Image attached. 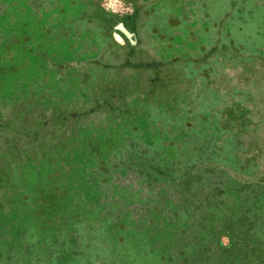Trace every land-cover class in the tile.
Wrapping results in <instances>:
<instances>
[{"label":"rangeland","instance_id":"1","mask_svg":"<svg viewBox=\"0 0 264 264\" xmlns=\"http://www.w3.org/2000/svg\"><path fill=\"white\" fill-rule=\"evenodd\" d=\"M85 11H90V17L81 19ZM118 24H125L130 38L115 28ZM127 43L132 45V55ZM260 54H264V0H0V105L22 99L27 106L78 107L111 91V105L119 108L114 116L93 115L87 125L79 124L87 128H77L71 137L60 128L56 134L62 143L43 140L42 145L52 150L44 160L54 162L58 170L45 161L15 167L21 186L14 207L0 212V262L80 264L84 255L92 262L96 255L106 258L103 249L119 246L138 257L145 251L144 233L139 223L126 218L125 204L131 198L138 201L131 191L138 193L139 187L127 188V176L120 175L125 170H115L113 163L120 161L119 154L132 139L165 143L169 160H207L210 152L197 145L205 136L193 128L207 129L206 115L211 111L220 127L211 135L213 140L218 144L233 140L238 153L251 162L238 169L264 176V80L257 78L264 59ZM140 60L162 63L161 70L159 64L140 70L145 78L154 71L161 75L142 89L144 77L135 87L128 78L129 67ZM121 62L117 74L124 91L117 94L118 81L108 80ZM56 64H65L66 70L56 71ZM96 88L101 94H94ZM165 100L174 104H156ZM3 110L0 145L16 144L17 149L5 150L0 159L16 162L18 156L30 154V141L23 135L14 141V132L23 125ZM230 111L244 117L227 126L220 118ZM159 122L169 125L167 134ZM218 144L219 152L211 157L221 161L228 155L226 162L232 165L231 146ZM113 171L119 174L114 176ZM230 174L228 191L239 201L237 190L252 177ZM53 185L60 193L52 207L37 209L38 193H47ZM153 188L146 189L144 196L157 204L160 189ZM259 198V232L264 240V193ZM74 218L87 219L83 222L94 226L91 220L100 221L103 228L78 237L77 229L68 223ZM222 241L227 243L226 236Z\"/></svg>","mask_w":264,"mask_h":264},{"label":"trees","instance_id":"2","mask_svg":"<svg viewBox=\"0 0 264 264\" xmlns=\"http://www.w3.org/2000/svg\"><path fill=\"white\" fill-rule=\"evenodd\" d=\"M32 3H30L31 7H33ZM99 10L105 12L101 8ZM89 12H83L80 18H89ZM126 46V50L129 48L127 50L129 55H132V45L127 43ZM259 56L264 59V54ZM130 61L128 60L129 63H132ZM121 64L122 62L116 66V70L122 68ZM163 64L166 66L168 63ZM157 65L158 68L162 67L161 62L157 63L153 60H140L131 64L129 67L131 72L128 75V78L133 79L130 83L131 86H137L138 81L143 79L144 76L139 73L140 70L146 72L155 69ZM260 69L263 72L260 75L257 74V78L264 80V66ZM64 70H66L65 64H56V71ZM118 70L112 74L113 78L108 80V82L118 81L119 86L117 85V90H115L117 94L124 91V87L120 86L121 78L119 73L117 74ZM159 70L161 69L159 68ZM157 74L154 71L146 78L144 77V82L140 83L141 89L149 83L155 82L153 77L160 76L159 78H161L160 73ZM84 78L87 79V76ZM93 92L96 95L101 94L98 88ZM148 94L146 97L149 100ZM185 96L187 97L188 94ZM112 98H114L112 92L109 91V94L102 95L100 98L96 96L92 100L86 101L84 106H70L72 108H63V105L44 108L42 104L27 106L26 101L24 102L22 99L0 105V118L4 114L3 109H7L9 119L16 120V123L19 122L20 125H23L21 129H17L19 132H14V141L20 139L19 135H23L26 140L30 141L31 146H29L30 154L18 156L16 162H9L6 158L0 159V212L10 211L17 203L15 195L19 193L21 183L15 175L17 171L15 167L20 163L23 166L45 161V157L49 156L52 150L45 148L42 142L50 139L54 143H62L63 141L59 140V137L57 139L59 133L56 134L60 128L64 127L65 137H71L77 128H87L79 124L87 125V122L92 121L91 118L95 114L106 113L112 116L118 114V106L111 105ZM156 104L163 106L174 103L171 100H165L160 103L156 102ZM213 113L211 111L206 115V121H209L207 129L193 128V131L196 130L198 134L205 136L197 141V145L204 146L211 155L219 152L218 146H216L219 142L213 140V136H211L220 129L219 120L216 119V114L212 115ZM222 114L221 122L227 126L232 125L229 123L230 121L244 117V115L239 116L231 111ZM3 124L0 120V125ZM159 124L160 130L167 134L166 127L169 125L160 122ZM224 144L232 148L229 150V157L233 159L232 165L235 167L226 162L228 155H225V159L223 157L221 161H218L219 157L215 160L211 155L207 157V160L199 157L191 163L173 161L169 160V156L164 153L166 144L163 142L156 144L154 140L148 142L140 139L130 140L124 151L119 154L120 161L113 163L112 168L116 170L122 167V170H125V173L120 175L127 176V188L136 185L139 187L138 193L131 191L138 201L136 202L132 198L131 201H127L125 212L128 221L140 224V230L144 233L141 243H143L145 251L137 257L126 248L107 247L103 249L106 252H101V255L105 253L106 258L100 259L96 255L92 262H89L84 255L80 264H142V262L143 264H264V240L259 232L262 222L258 217L260 214L258 206L261 204L259 196L264 193V176L256 177L257 171L242 172L240 166L242 164L251 165L248 164L250 159L247 155L238 153L233 140L227 139V142L218 145L224 146ZM4 145H0V156L5 154V150L17 149L14 147L16 144H8L9 148H4ZM46 163L51 167H57L54 162L49 164L47 161ZM178 165H180L179 168H182L180 173L177 171ZM256 166H258V161L255 162L254 168ZM239 167L240 169H238ZM56 170L58 169L56 168ZM231 172L234 175L244 174L252 177L251 182L243 181L240 186L241 190H237L239 201L232 198L228 191L229 185L227 184L230 182L228 179ZM116 173L113 171L112 175L119 174ZM150 186H153L154 190L160 189L157 192L159 199L157 204H153L151 198L144 196V191ZM59 193L60 189L54 185L47 193L39 192L36 208L39 209L42 205L52 207L51 202L57 198ZM68 221L71 228H76L79 232L78 237H82L84 233L87 234V231L93 228L94 231L97 228L100 230L103 228V223L100 221L91 220L96 223L95 226L91 222H86V225L83 221H87V219L74 218L72 221ZM76 223L78 224L75 225ZM111 224V226H115L113 223ZM86 227L87 230H85ZM223 236H226L227 243L222 241ZM153 237L156 239L151 243ZM148 244L152 245L145 247ZM43 245L44 243H42ZM0 264L4 263L0 262Z\"/></svg>","mask_w":264,"mask_h":264},{"label":"water","instance_id":"3","mask_svg":"<svg viewBox=\"0 0 264 264\" xmlns=\"http://www.w3.org/2000/svg\"><path fill=\"white\" fill-rule=\"evenodd\" d=\"M115 28L119 30L121 33H123L126 37L130 38L131 34L123 27L122 24H118Z\"/></svg>","mask_w":264,"mask_h":264},{"label":"crops","instance_id":"4","mask_svg":"<svg viewBox=\"0 0 264 264\" xmlns=\"http://www.w3.org/2000/svg\"><path fill=\"white\" fill-rule=\"evenodd\" d=\"M105 18L110 19L111 17H105ZM107 22H109V20H107Z\"/></svg>","mask_w":264,"mask_h":264},{"label":"flooded vegetation","instance_id":"5","mask_svg":"<svg viewBox=\"0 0 264 264\" xmlns=\"http://www.w3.org/2000/svg\"><path fill=\"white\" fill-rule=\"evenodd\" d=\"M123 26L125 27V24Z\"/></svg>","mask_w":264,"mask_h":264}]
</instances>
